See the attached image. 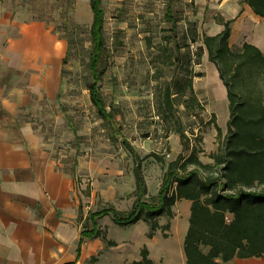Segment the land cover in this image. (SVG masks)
I'll use <instances>...</instances> for the list:
<instances>
[{
	"label": "rangeland",
	"instance_id": "1",
	"mask_svg": "<svg viewBox=\"0 0 264 264\" xmlns=\"http://www.w3.org/2000/svg\"><path fill=\"white\" fill-rule=\"evenodd\" d=\"M21 1L29 14L47 21L55 33L66 39L72 37L75 42L65 66L61 100L45 97L27 112V119L42 137L56 167L66 173L76 172V182L87 205L90 194L97 191L92 196L93 207L88 215L110 205L102 191H114L116 187L132 189L134 162L122 139L129 141L142 158L154 153L160 159L150 157L143 164L149 196L158 194L169 163L179 155L188 157L194 149L202 162L212 163L210 155L220 150L228 133L230 111L226 89L216 67L209 62L201 39L189 43L181 53L190 51L194 61L199 53L203 54L201 64L191 66L198 75L193 86L202 108L187 110L189 102L184 99V105L175 107V120L158 117L162 88L177 72L174 67L163 66L174 47L173 40L164 41L171 37V24L166 17L168 0H103L105 74L98 86L107 105L119 111L116 119L120 135L101 119L91 102L88 54L93 14L89 0ZM241 1L174 0L179 45H184L189 23H197L200 37L213 36L224 29L217 24L218 20L232 21L233 8ZM241 44L239 38L230 42L235 52ZM217 126L222 131L220 136ZM177 127L187 134L188 150L175 133ZM130 197L131 205L135 197ZM173 211L175 218L172 221L166 218L167 223L175 225V234L167 241L171 256L166 264H181L180 245L189 217L183 202ZM136 232L138 235L136 230L124 237L133 240L142 251L146 241L136 238Z\"/></svg>",
	"mask_w": 264,
	"mask_h": 264
},
{
	"label": "trees",
	"instance_id": "2",
	"mask_svg": "<svg viewBox=\"0 0 264 264\" xmlns=\"http://www.w3.org/2000/svg\"><path fill=\"white\" fill-rule=\"evenodd\" d=\"M89 2L93 14L88 54L91 102L101 119L111 126L115 134L120 135L116 119L119 111L107 105L98 86L105 74L103 0ZM241 4L247 5L264 21V0H242ZM166 17L171 24V37L164 41L173 40L174 47L163 61V66L174 67L177 72L172 81L162 88L158 117L175 120V107L184 105V99L189 102L187 110L202 108L193 86V79L198 75L193 73L191 66L200 65L203 54L199 53L194 61L190 51L181 53V49L188 48L189 43L201 39L208 60L216 67L226 89L229 102L230 117L224 144L217 153L210 155L212 163L208 164L201 161L194 149L188 157L179 155L169 163L158 194L149 196L143 164L150 157L160 159L154 153L142 158L129 141L122 139L134 162V204L126 212L109 205L90 213L88 218L92 230L82 232L78 256L87 238H102L108 247H116L115 242L107 241L106 235L97 229L98 218L111 216L117 225L124 227L144 221L150 226L148 239L158 231L168 237L171 224L168 222L161 226L159 219L164 216L172 220L176 204L188 201L191 203L189 227L183 244L186 264H226L234 259L264 258V54L248 43L233 51L230 45L232 21L223 19L217 22L223 26V31L214 36L203 34L200 37L202 33L198 32L197 23H189L184 45L180 46L176 40L178 20L174 0H168ZM64 39L68 50L63 78L75 45L72 37ZM57 100H61V93ZM216 130L220 136L221 128L217 126ZM175 133L180 137L183 148L188 150V137L183 128L177 127ZM70 174L74 176L76 172ZM149 255L144 247L141 260L132 264H154ZM95 262L93 258L92 263Z\"/></svg>",
	"mask_w": 264,
	"mask_h": 264
},
{
	"label": "crops",
	"instance_id": "3",
	"mask_svg": "<svg viewBox=\"0 0 264 264\" xmlns=\"http://www.w3.org/2000/svg\"><path fill=\"white\" fill-rule=\"evenodd\" d=\"M232 13L230 42L239 38L240 48L248 43L264 54V21L245 4H237ZM67 50V41L47 21L29 14L21 0H0V264H132L141 260V247L124 236L136 230L154 264H166L171 256L167 241L175 234V225L170 223L168 237L158 231L148 239L146 222L124 227L111 216L98 218L97 229L116 247L107 250L102 238H87L78 256L82 232L92 230L88 211L97 191L90 194L87 205L76 175L56 167L27 119V112L45 97L55 100L61 93ZM131 180L132 189L102 191L105 202L129 211L136 188L134 176ZM182 202L190 217L191 203ZM166 218L159 219L161 226L167 224ZM188 227L187 222L184 240ZM181 264H186L184 251ZM226 264H264V258Z\"/></svg>",
	"mask_w": 264,
	"mask_h": 264
}]
</instances>
